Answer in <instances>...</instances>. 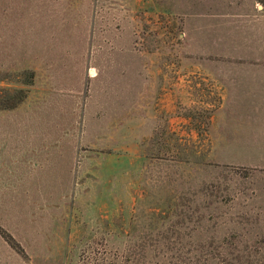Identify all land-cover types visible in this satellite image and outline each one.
I'll return each instance as SVG.
<instances>
[{"label":"rangeland","instance_id":"rangeland-1","mask_svg":"<svg viewBox=\"0 0 264 264\" xmlns=\"http://www.w3.org/2000/svg\"><path fill=\"white\" fill-rule=\"evenodd\" d=\"M260 21L264 0H0V107L23 91L4 119L41 124L0 135V264H263L264 103L216 111L209 78Z\"/></svg>","mask_w":264,"mask_h":264},{"label":"crops","instance_id":"crops-1","mask_svg":"<svg viewBox=\"0 0 264 264\" xmlns=\"http://www.w3.org/2000/svg\"><path fill=\"white\" fill-rule=\"evenodd\" d=\"M235 31H239V33H236L232 40L234 44L235 42L240 43L241 51L234 53L232 50L229 52L230 54L222 63L226 67L223 74L212 70L209 73L211 86L220 95L216 111L223 104L224 96L230 97L228 99L230 107L237 104L240 97L248 98L254 109H258L264 103V77H262L264 71V21L257 24H240ZM20 105L12 109L0 108V135L9 134L6 129L10 127L16 129L17 135H19V131H22V127L25 128L27 125L34 127L38 123L40 129L41 124L38 121L4 119L7 113L17 110L21 107ZM236 108L239 109V105H236ZM29 149L32 152L31 146L27 147L25 152Z\"/></svg>","mask_w":264,"mask_h":264},{"label":"trees","instance_id":"trees-1","mask_svg":"<svg viewBox=\"0 0 264 264\" xmlns=\"http://www.w3.org/2000/svg\"><path fill=\"white\" fill-rule=\"evenodd\" d=\"M25 83H30V80H28V81H26ZM23 97V91H20V96L18 97V101L20 100V98H22ZM17 101V102H18ZM17 102H14L13 104H9V105H5V106H1L0 108H11V107H13ZM211 258H213L214 260H215V264H222V262H224L225 261V259H226V257L225 256H220V255H214V256H212ZM236 259V261H238V262H240V258L239 257H237V258H235ZM263 264H264V262H262ZM225 264H226V262H225Z\"/></svg>","mask_w":264,"mask_h":264}]
</instances>
